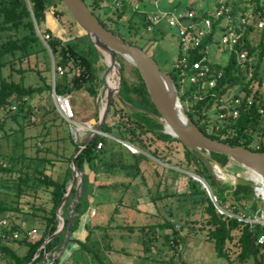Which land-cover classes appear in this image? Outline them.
Returning <instances> with one entry per match:
<instances>
[{"label":"trees","instance_id":"16d2710c","mask_svg":"<svg viewBox=\"0 0 264 264\" xmlns=\"http://www.w3.org/2000/svg\"><path fill=\"white\" fill-rule=\"evenodd\" d=\"M83 1L85 2V0ZM87 1V3L85 2L87 7L97 17L98 21L107 30L120 36L125 42L142 48L137 44L139 39H142L145 43L155 40L154 35L147 38L143 37L141 30L145 27V15L134 13L131 16H127V5L124 0H122V5L119 8H115V11L109 15L103 12L101 13V7L103 4H108V2L112 0ZM59 6H63L61 0H0V130L3 129L5 124L4 119L7 116H10V119L15 122H18L19 116L27 118L26 114H28L29 107L26 99L34 94H41L44 92L51 94L53 84L54 91L57 95H68L76 91H83L92 99L95 100V98H97L100 83H96L97 72L95 63L100 60V55L87 37L81 35L62 41L54 37L52 32L46 28L41 31L40 35H48V38L41 39L35 28L36 25L38 30L41 29V25L45 20L47 8H53L54 14L57 16H61L67 11L63 7L59 10ZM250 12L255 13L256 19L263 21V26L258 30V42L255 45L249 43L247 36L252 31L253 27L251 25L243 26V38L235 45V48L237 50H243L244 48L248 50L247 61H245V63H239L236 59V53L231 52V54L228 55L225 65H215V72L221 71V76L217 78L215 87L211 90L215 93L214 97L205 95L203 98L199 99L195 86L186 85L182 88L174 70L170 69L167 73L174 81L184 109L186 107V102H192L191 106L189 103V107H186L185 111L200 131L210 138L228 143L232 146H244L253 151L264 152V144H252L257 136L264 133V125L261 124L264 119V98L262 97L260 88L262 84H264V75L261 74L264 68V0H234V18L239 14L244 15ZM97 15H99V17ZM71 23L74 24V21L72 20ZM157 32L158 31H154L153 33L156 34ZM48 52L52 54V58H50ZM32 58L34 60L33 63H31ZM117 58L123 72L122 83L119 88L121 97L133 106L158 116L159 113L149 97L139 71L134 66H131L135 79L132 83L128 82L122 64L124 59L120 55H117ZM5 67L8 68V73L6 75L2 72V69ZM58 68H60L61 73ZM249 70L251 71L250 74ZM13 73L19 75V80L12 79ZM29 73L35 75L37 80L36 84H26L24 82L26 79L25 75ZM52 74L53 77L51 76ZM237 85L241 86V91L245 96H252L251 104L248 105L246 102H243L238 108L239 112L236 118L227 116L220 120L215 116L218 110L212 112L215 117L209 118L210 115L208 111L210 108L214 105H220V101L217 98L227 94L230 89ZM11 104L16 106V111L11 115H7L6 113L12 112L7 109V106ZM115 104H118V106L114 108L115 111L112 113L119 116L118 118H121L122 124H130V127H132V129L136 128L137 132L141 135L150 132L154 138L161 143H169L170 145L175 142L181 144L176 138L163 133L161 131L162 125L159 122H155L146 115H142L146 122L139 117L136 118L134 113L137 115L141 114L137 112L130 114L120 104L118 99L113 97L110 108ZM260 110H262V112H260ZM2 111H6L4 112L5 114H1ZM93 117L97 122V110L94 111ZM90 119L92 118H86L84 121ZM209 124L219 125V129L209 130ZM115 126H121V124L110 125V121H105L101 131L110 133L112 127ZM155 126H158L156 132L149 129L150 127L155 128ZM94 127H96V124ZM125 132L124 130L122 135L128 137L127 141L129 143L134 145L142 143L140 139L138 143L133 142V139L138 140L137 135H132L134 133L133 130L131 131L132 134L129 132L133 138H130ZM81 141L82 140L75 142V149ZM104 143H106V136L97 134L75 158L77 168L83 174V194L82 197L79 198L72 218L71 238L64 252L60 256L55 257L52 264H61V260L65 255L64 253L71 243L77 245V248L81 251L92 254L94 258H96L98 264H104L100 257H98L97 250L89 247L85 243L86 241H81L74 237L76 231L80 228L81 217L93 194V185L89 181L87 173H85V168L87 167L93 172L96 171L97 160L104 150V147L102 148ZM98 145L99 147H97ZM181 146L184 151L182 166L187 167L184 169L190 170L193 168V173L201 176L205 174V178L211 181L207 183L212 190L213 181L202 162L182 144ZM172 148L173 147L170 148L171 151ZM154 154L155 152L151 153V155L155 156ZM72 155L73 154L67 158L69 163ZM131 156L130 161H107L104 163L106 167L113 172L116 171L118 174L128 176V182L115 181L105 183L101 181L99 186L114 188L123 185L126 190L129 187L132 188L133 184L130 183L137 177H143L139 164L141 160H146L147 157L142 153H131ZM211 156L226 170L230 171L231 168L242 167L238 162L226 155L211 152ZM43 160L50 165V172L32 167L34 172V174H32L33 176L29 174V169L22 171L21 168L6 167L0 163V172L15 175L17 190L15 193V205L6 204L1 201L0 216L6 213V211H15L21 214H31L33 216L40 214V220L43 224L40 237L37 240L31 241L19 225L11 224L7 221L6 225L1 229L4 236L7 237L2 238L3 234L2 236L0 235V264H41L40 262L43 260L46 253L51 254L52 252H59L65 236L67 217L75 192L74 188L71 189L62 206L63 211L62 209V212L60 211L62 218L65 220L64 227L48 242L44 243V240L57 229V209L70 184L69 181L72 179L71 176L73 172L70 167H67L61 174L57 171L54 173V161H49V159ZM61 164L60 162L59 165ZM25 167L31 168L29 164H26ZM243 169L246 171V175H248V171L245 168ZM154 172L157 173L156 169ZM40 189H42L43 196L35 195L36 190L38 191ZM228 189L230 193V201L228 202L234 206L237 205L239 208L248 207L249 210L254 212L261 207L263 203L262 201H253L252 198H255L254 189L248 185H236L232 190H230L231 188H225L223 191ZM213 194L217 197V202L219 204V197L216 193L213 192ZM28 198L33 199V201H35V199H45L46 202L44 205H37L34 202L28 203ZM23 199H25L24 202L27 200L25 204H22ZM122 199L121 197V201L119 200L118 204H123ZM48 205L49 207L47 208L46 206ZM117 211L115 207L106 225L102 227L104 235L107 238V244L112 238V234L109 232L115 231V229L134 234L138 233L143 238L140 244L145 254L150 251V246H153V240L156 238L154 235L157 236L158 230L164 231L170 229L172 230V235L169 233H164V235H162L165 238V248L173 252L179 250L178 245L183 238L175 229V223H173V221L164 220L161 223L140 226L134 224H114L112 222L114 221L113 218ZM202 214L204 217L199 222V225H197V227L191 226V230L193 232L195 231V233H198L197 230L199 232L205 230L208 240L214 243L218 257H223L232 261L228 255L230 247L228 246L226 248L227 243H231L238 248V253L235 258L238 263H243L247 259L255 258L259 254L261 246L256 243V239L259 234H264V225L255 224L254 229L251 230L247 223L219 213L209 197L205 200ZM13 232H21V238H14L11 242H15L18 246L24 247V253L22 254H19L12 247L10 242H4V240L7 241L8 236H11ZM153 247H155V245ZM108 248H110V251L113 246L111 247V245L108 244ZM143 257L148 258L149 255L146 254L143 255ZM254 260L256 261V259ZM163 264L185 263H183V261H171L169 258L166 262L164 261Z\"/></svg>","mask_w":264,"mask_h":264},{"label":"rangeland","instance_id":"374dc122","mask_svg":"<svg viewBox=\"0 0 264 264\" xmlns=\"http://www.w3.org/2000/svg\"><path fill=\"white\" fill-rule=\"evenodd\" d=\"M87 3L88 1L85 0ZM64 6H59V10ZM165 10L170 9L164 7ZM115 11L114 5L111 1L108 4H103L101 7V13L111 14ZM131 13V11H129ZM130 13H126L127 16H131ZM99 17V15H97ZM126 16V17H127ZM126 19V18H125ZM71 15L68 11H65L63 15L57 16L54 14L53 8L49 7L45 12V20L39 29V33L43 29H49L54 37L65 41L67 39L81 36L82 31L77 25L71 23ZM160 32V33H159ZM143 37L147 38L154 35V41H147L146 43L139 39L137 44L141 46L148 54H150L158 63L160 69L164 72H168L173 66L177 54H178V39L176 38L174 29L164 26L163 30L158 31L156 34L153 32H146L141 30ZM41 39H45L40 35ZM249 37L253 44L258 42V32L252 31ZM45 44V43H44ZM51 58L50 52H48ZM211 60L218 61L220 64H224L227 61L226 56H219L216 50L209 53ZM33 58L31 63H33ZM124 74L128 82L132 83L135 79L132 72L131 64L125 59L123 61ZM97 72L98 88V101L92 99L83 91H76L68 96L69 102L72 105L74 118L67 120L60 112L57 100L54 94L47 92L41 94H34L30 98L26 99L28 103L27 118L18 117V122L12 121L10 116H7L4 121L3 129L0 130V163L6 167L21 168L22 171L29 169V174H34L32 167L43 169L46 172H50V165L43 159H49L54 161V173L55 171L60 174L65 171L71 164L67 161V158L75 151V142L83 140L89 134V127L95 128L97 124L96 119L93 117L94 111L99 113L105 102V93L103 86V79L106 72V65L104 58H100L95 63ZM122 71V70H121ZM263 70L261 74L264 75ZM4 75L8 73V68L2 69ZM123 75V72H122ZM26 84H36L37 80L34 74H26ZM53 77V74L51 75ZM12 79L19 80V75L12 74ZM107 84L111 82L109 73L106 75ZM116 85L118 84V75H115ZM261 94L264 98V84H262ZM243 95L241 86L237 85L230 89L227 96ZM115 97V96H113ZM190 106L192 104L189 101ZM189 103L186 102L185 106L188 108ZM118 104L109 108V112L106 121H110V125L121 124V126L112 127V131L106 136V143L102 145L104 150L99 155L97 160V169L95 172L85 168L89 181L93 185V194L89 201L91 209L95 206V216L91 217L89 211V217L83 216L81 226L85 224L86 228H79L76 231L75 237H78L81 241L97 250L98 257L104 262V264H163L168 260L175 262H182L185 264H264V250L261 249L259 254L255 258L247 259L243 263H238L235 258L238 253V248L227 243L226 248L229 246L228 255L232 261L223 257H218L216 254L214 243L207 238L206 231L195 233L191 230V226L197 227L203 216V206L205 204L208 195L201 183L193 179L187 172L193 173V168L186 170L182 166L184 151L183 147L179 143H161L154 138L152 133L148 132L143 135L137 132V129L130 127V124H122L121 118L113 114L114 108ZM184 107V106H183ZM185 107V110H186ZM214 106L210 108L208 114L210 118L214 117L212 110ZM26 110V109H25ZM13 110L11 115L15 113ZM6 111H2L3 114ZM113 112V113H112ZM129 112V111H127ZM141 115H137L136 113ZM136 118H140L144 122L142 115L150 117L155 122H158L148 112L132 111ZM5 114V113H4ZM264 116V115H263ZM92 118L84 121L86 118ZM125 118V117H124ZM120 120V121H119ZM264 125V119L261 122ZM81 125L84 129L82 133L76 131L77 126ZM71 128L76 131V135L71 132ZM156 130L158 126H155ZM163 129V127L161 128ZM126 131L130 138L137 135V139H133L134 143L140 142L137 145L131 144L127 141L128 137L122 135L123 131ZM134 131L132 134L131 131ZM133 135H131L130 133ZM82 134V135H81ZM139 134V135H138ZM104 135V134H103ZM135 138V137H134ZM131 144L135 151L128 148L127 145ZM261 143L264 144V133L257 136L253 143L254 145ZM99 147V145L97 146ZM171 147H175V153L170 150ZM155 150V156L151 155ZM131 153H142L146 155V160H141L139 166L143 177H137L130 184H133L132 188L125 189V186L117 187H103L99 186L101 181L105 183H111L115 181H129L128 176L118 174L116 171L108 169L104 164L107 161L121 162L130 161ZM62 163L59 165V163ZM29 164L31 168L25 167ZM156 169L157 173L154 172ZM229 173H233L238 177H245L246 171L241 168H231ZM195 174V173H194ZM204 175V177H203ZM33 176V175H32ZM73 176V175H72ZM71 176V178H72ZM201 176V175H200ZM207 182H211L205 178V174L202 176ZM16 177L14 174H4L0 172V203L16 204ZM78 180V179H77ZM70 182V181H69ZM77 184V183H76ZM228 187L217 188L213 183V192L219 197V205H229L230 201L229 189L223 191ZM212 192V193H213ZM264 194L263 191H259ZM35 195H41L42 189L36 190ZM255 195V191H254ZM123 204H118L119 200ZM156 197V198H155ZM253 201H262L259 197H253ZM22 200V204L34 202L37 205H44L45 199H33L28 198L26 202ZM2 201V202H1ZM263 202V201H262ZM231 205V204H230ZM229 205V206H230ZM47 208L49 207L46 206ZM117 208V212L113 218L112 223L116 224H134V225H152L161 223L164 220L173 221L175 223V229L180 233L183 238L178 245L179 250L177 252L168 251L165 248V238L162 236L164 233L172 235V230H158L157 236L154 235L153 247L150 246V251L144 254L140 241L143 239L137 232V234L118 231H110L112 234L111 240L108 244L113 246L109 251L107 244V238L104 235L103 226L106 225L109 216L114 208ZM261 207H264V202ZM236 208L239 206L236 205ZM247 211H250L248 207H245ZM63 211V208H62ZM61 211V212H62ZM1 219H6L8 223L19 225V227L27 234L28 239L37 240L43 230V224L40 220V214L33 216L31 214H21L15 211H6L0 216ZM98 226V227H97ZM196 230V229H195ZM89 232V234H88ZM21 232H18V239L21 238ZM87 236V237H86ZM15 238V239H17ZM177 239V238H176ZM11 238L8 237L7 241L10 242L12 247L19 253H24V247L18 246L15 242H11ZM177 241V240H176ZM154 248V249H153ZM115 250V251H113ZM58 252L46 253L41 264H46L50 261L53 255H57ZM61 260V264H98L96 258L88 252H83L77 245L71 243L68 249L64 253ZM149 255L148 258H144L143 255ZM256 259V261L254 260Z\"/></svg>","mask_w":264,"mask_h":264},{"label":"water","instance_id":"95a60500","mask_svg":"<svg viewBox=\"0 0 264 264\" xmlns=\"http://www.w3.org/2000/svg\"><path fill=\"white\" fill-rule=\"evenodd\" d=\"M61 3L71 15L77 27L82 31V35H85L92 45L97 49L100 58H102V54L106 52L110 63L108 64L104 60L106 65V72L103 79V86L105 87V102L101 108V111L98 113L96 127H89V134L76 147L71 157L70 166L73 176L57 209V229L44 240V243L48 242L64 227L65 220L62 218L60 211L71 189L74 188L75 192L67 217L65 236L63 242L61 243L58 254L53 255L50 261L46 264H52L54 258L60 256L64 252L71 238L72 218L79 202V198L82 197L83 194V174L78 170L75 158L94 136L97 134H104L107 136V134L102 132L101 129L103 123L106 121L113 96L118 99L126 111L147 113L146 110L126 102L119 94V88L122 83V71L117 55H120L125 60L127 59L129 63L139 71V74L145 83L149 97L159 115L157 116L153 113H148L162 125L163 129H161V131L163 133L169 134L173 138H176L185 148H187L196 158L202 162L217 188L228 187L231 188L230 190H232L236 185H248L252 187L255 192H259L258 189H260L262 185L258 183L249 172L255 171L264 181V152L253 151L244 146H232L228 143L210 138L204 134L198 129V127L192 122L186 113L182 102L180 101L178 90L171 76L167 72H164L160 69L157 61L150 54L136 45L125 42L120 36L107 30L98 21L97 17L91 12L83 0H61ZM35 28L39 33L36 25ZM112 65H116V73L118 75V84L113 88L107 84L106 79V75L110 72ZM54 93L55 91L53 84L52 94ZM96 100L98 101V95ZM165 123L168 125L170 131H166ZM76 131L79 134L81 133L79 129H76ZM76 131L71 128V132L75 135ZM127 146L129 148H133L131 144ZM211 152L223 154L234 159L248 171V175L245 177H238L233 173H229L214 158H212ZM216 165L225 173V175L228 176V181L220 180L218 178L214 168ZM187 173L193 179L201 183L209 199L216 207V204L214 203V194L212 193L207 181L200 175L191 172Z\"/></svg>","mask_w":264,"mask_h":264},{"label":"built area","instance_id":"2783aa9c","mask_svg":"<svg viewBox=\"0 0 264 264\" xmlns=\"http://www.w3.org/2000/svg\"><path fill=\"white\" fill-rule=\"evenodd\" d=\"M124 1L127 5V13L131 11L130 15L134 13L145 15L144 30L146 32L161 31L164 26L174 29L176 38L178 39V54L171 69L177 75L182 88L186 85L195 86L199 99L205 95L215 96V93L211 90L215 87L217 78L221 76V71L215 72L214 70L215 65L220 63L211 60L209 53L216 50L219 56L227 55L228 58L231 52H235L237 61L245 63L247 61L248 50L246 48L243 50L235 48V45L243 38V26L251 25L254 32H258L263 26V21L256 19L257 17L254 12L244 15L239 14L234 18V0ZM111 3L115 8H119L122 5V0H112ZM164 7H169L170 9L165 10ZM249 34L247 40L251 45H255L252 43ZM44 38H48V35H44ZM58 70L61 73L60 68ZM250 72L249 70V74ZM54 96L63 117L67 120L73 119V108L68 96L57 95L56 93H54ZM226 96L227 94H224L222 97L217 98L220 101V105H214L215 109L212 110V112L218 110L215 116L220 120L227 116L236 118L239 112L238 108L243 102H246L248 105L252 102V96H245L244 93L243 95ZM7 109L13 111L16 109V106L11 104L7 106ZM209 125V130L219 129V125ZM129 149L132 150V148ZM255 197H259L264 202L263 193L255 192ZM214 203L219 213L247 223L251 230L254 229L255 224L264 225V207H259L253 212L245 210L246 208H236L231 203H229V205L231 204L230 206H221L218 204L215 195ZM94 211V208H90L91 214H94ZM6 223V219H0L1 236L3 234L1 229ZM5 237L7 236L3 234L2 238ZM8 237L11 239L17 238L18 233L13 232ZM256 243L264 250L263 233L258 235Z\"/></svg>","mask_w":264,"mask_h":264},{"label":"bare ground","instance_id":"6f19581e","mask_svg":"<svg viewBox=\"0 0 264 264\" xmlns=\"http://www.w3.org/2000/svg\"><path fill=\"white\" fill-rule=\"evenodd\" d=\"M103 58H104V60L106 61V63H110V61H109V59H108V55H107V53L106 52H104L103 54ZM127 60V59H126ZM128 61V60H127ZM129 62V61H128ZM116 71H117V67H116V65H112V68H111V70H110V72H109V75H110V78H111V82L108 84L110 87H115L116 86V81H115V75H116ZM77 129H79V131H81V133H82V131H83V127L81 126V125H78L77 126ZM165 129H166V131H170V129L168 128V125L165 123ZM82 135V134H81ZM132 147V146H131ZM132 150L133 151H135V149L134 148H132ZM214 168H215V171H216V173H217V175H218V178L220 179V180H224V181H228L229 180V178H228V176L227 175H225V173L216 165V166H214ZM249 173H251L252 174V176H253V178L254 179H256V181L258 182V183H260L262 186L260 187V189H258V191H263L264 192V181L261 179V177L255 172V171H250ZM70 182H71V180H70ZM69 182V183H70Z\"/></svg>","mask_w":264,"mask_h":264},{"label":"crops","instance_id":"0c3cea01","mask_svg":"<svg viewBox=\"0 0 264 264\" xmlns=\"http://www.w3.org/2000/svg\"><path fill=\"white\" fill-rule=\"evenodd\" d=\"M90 200H91V198H90ZM90 206H89V204L86 206V208H85V211H84V214L82 215V217H81V222H82V218H83V216H85V217H89V211H90ZM94 209H95V211H94V214H91V217H93V216H95V213H96V207L94 206L93 207ZM85 224H87V223H85ZM85 224L82 226V228H86V226H85ZM80 226H81V223H80ZM82 228H80V229H82ZM79 231V230H78ZM77 233V232H76ZM76 233H75V235H76ZM75 237V236H74ZM75 238H77V239H79L78 237H75Z\"/></svg>","mask_w":264,"mask_h":264},{"label":"flooded vegetation","instance_id":"af4514ba","mask_svg":"<svg viewBox=\"0 0 264 264\" xmlns=\"http://www.w3.org/2000/svg\"><path fill=\"white\" fill-rule=\"evenodd\" d=\"M151 131H155L156 132V128L150 127L149 128ZM171 151V150H170ZM153 152H155V150H153ZM172 153H175V147L172 148Z\"/></svg>","mask_w":264,"mask_h":264}]
</instances>
